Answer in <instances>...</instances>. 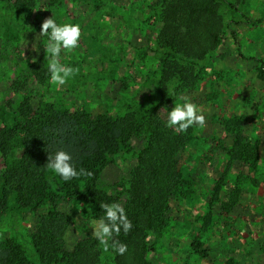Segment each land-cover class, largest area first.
I'll list each match as a JSON object with an SVG mask.
<instances>
[{
  "label": "rangeland",
  "instance_id": "obj_1",
  "mask_svg": "<svg viewBox=\"0 0 264 264\" xmlns=\"http://www.w3.org/2000/svg\"><path fill=\"white\" fill-rule=\"evenodd\" d=\"M225 1L230 7L215 0L216 37L193 39L184 35L168 0H7V9L0 10L2 119L6 102L27 94L15 91L24 80L35 106L57 92L66 108L90 117H119L143 103L167 119L185 101L205 116L204 127L194 124L177 132L169 126L171 135L183 137L175 152L181 183L168 200L165 227L146 236L153 248L146 254L148 264H264V0ZM241 15L247 21H239ZM50 16L58 24L80 25L79 46L59 57L79 71L64 85L53 84L50 74L46 88L51 93L38 96L41 86L26 70L36 60L49 65L48 36L40 29ZM165 50L175 53L181 75L164 86L158 82ZM180 84L187 86L174 91ZM164 92L171 101L163 105ZM238 142L255 155L234 156ZM142 143L131 138L109 156L99 172L107 186L126 183ZM55 209L69 217L64 250L94 237L95 220L79 199H58ZM46 211L47 205L19 210L9 201L0 211V241L19 244L38 264L28 239ZM100 251V257L111 256L102 245Z\"/></svg>",
  "mask_w": 264,
  "mask_h": 264
},
{
  "label": "trees",
  "instance_id": "obj_2",
  "mask_svg": "<svg viewBox=\"0 0 264 264\" xmlns=\"http://www.w3.org/2000/svg\"><path fill=\"white\" fill-rule=\"evenodd\" d=\"M6 1L0 0V10L7 9ZM168 2L184 25L186 37H216L219 24L211 22L215 0ZM221 2L228 7L231 5L225 0ZM240 17L242 20L239 21H247L244 15ZM171 45L172 42L169 47ZM174 57L175 53L164 51L158 84L165 86L175 75H181L180 64L173 60ZM26 71L29 80L41 86L42 92H38V96L51 93L46 88V80L51 74L49 65L36 60ZM261 73L264 75V68ZM24 81L18 82L15 91L27 94L8 100L6 115L3 119L0 117V211L9 201L19 210L47 205V211L39 215L28 239L38 264H148L146 254L153 248L148 245L146 236L157 234L165 227L168 200L181 183L175 152L183 137L179 133L171 135L167 119L162 118L154 107L143 103L119 117L101 114L90 117L66 108L62 96L54 92L53 100L35 106L33 93ZM185 86L177 85L174 91ZM163 97L159 103L164 105L171 101V96L165 92ZM137 137L142 138L143 143L126 183L107 186L99 177L100 170L120 146ZM59 150L71 154L77 171L83 168L92 175L65 181L48 169V155L54 157ZM247 150L238 142L233 148L234 156L255 155L254 151L248 153ZM58 199H79L88 208V217L95 221L105 216L101 203H121L132 228L127 234L121 230L120 235L113 238L125 244L127 251L120 255L110 247L111 256L100 257L101 244L92 236L81 238L69 251L64 250L63 235L69 217L55 209ZM194 246L203 252L198 242ZM0 264L33 263L25 257L19 244L4 240L0 241Z\"/></svg>",
  "mask_w": 264,
  "mask_h": 264
},
{
  "label": "clouds",
  "instance_id": "obj_3",
  "mask_svg": "<svg viewBox=\"0 0 264 264\" xmlns=\"http://www.w3.org/2000/svg\"><path fill=\"white\" fill-rule=\"evenodd\" d=\"M40 35L48 36L45 52L50 57V80L53 84L64 85L68 78L77 73L79 69L63 65L59 57L62 50L71 51L79 46L82 35L81 27L79 24H58L50 16L42 22ZM167 124L175 128L177 132H182L194 124L201 127L206 126V118L199 111L196 104L185 101L182 105H175L168 112ZM47 167L59 174L65 181L81 175H92L91 172L83 168L77 171L72 162L71 154L64 150L57 151L54 157L49 154ZM100 206L104 210L105 216L99 219L98 222L94 221L91 224L94 229L92 235L103 246L104 252H108L111 247L115 252L123 255L127 251V246L113 237L119 236L121 230L124 234H127L132 228V222L128 219L125 208L121 203H101ZM109 240H112L111 245Z\"/></svg>",
  "mask_w": 264,
  "mask_h": 264
}]
</instances>
